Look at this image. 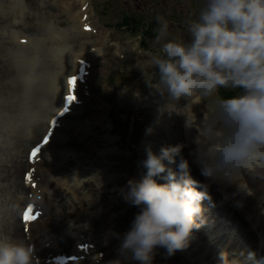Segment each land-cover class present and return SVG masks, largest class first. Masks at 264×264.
Returning <instances> with one entry per match:
<instances>
[{
	"label": "clouds",
	"instance_id": "clouds-1",
	"mask_svg": "<svg viewBox=\"0 0 264 264\" xmlns=\"http://www.w3.org/2000/svg\"><path fill=\"white\" fill-rule=\"evenodd\" d=\"M157 24L155 43L160 51L146 63L157 70L158 79L146 82L147 86L166 104L216 96L211 115L199 124L183 115L185 128L196 133L192 140L195 163L205 179L235 185L233 196L255 197L264 215V0H206L188 24L187 43L168 39L166 20L157 17ZM142 39V35L136 37L137 47ZM222 88L238 93L221 98ZM134 96L139 98L140 93ZM182 147H162L159 155L146 148V173L139 181L129 179L120 189L123 200L140 210L123 234L110 231L119 243L118 258L108 264H153L158 249H164L168 258L188 247L193 229L201 226L197 223L201 201L211 196L207 185L192 179L187 160L182 159L176 171L164 163H176ZM242 173L254 183L259 181L256 189L240 191L235 177ZM161 174H166L167 184L153 179ZM93 175L99 191L103 181ZM38 201L36 196L33 202ZM237 207H243L242 201H237ZM38 260L34 244L0 239V264H37ZM220 261L229 264L225 253H220Z\"/></svg>",
	"mask_w": 264,
	"mask_h": 264
},
{
	"label": "bare ground",
	"instance_id": "bare-ground-1",
	"mask_svg": "<svg viewBox=\"0 0 264 264\" xmlns=\"http://www.w3.org/2000/svg\"><path fill=\"white\" fill-rule=\"evenodd\" d=\"M63 7V6H62ZM64 10V9H63ZM70 10V9H69ZM70 12V11H68ZM71 14H74L71 13ZM46 15H48L46 13ZM74 16V15H73ZM75 23L74 27L68 28L69 30V38L72 39L71 44L72 45H80L84 48H87L88 52H84L82 50V53L85 56H90V46L87 45L85 42H92L93 39L98 38L99 36L93 35L89 36V33H83L79 26V20L71 18ZM2 21L8 23V19L5 18V16H2ZM5 24V25H6ZM46 29L43 30V33H45V30L48 32H51L52 34L56 31L53 26H51L50 23H47L45 25ZM73 29V30H72ZM72 30V32H71ZM77 31V32H75ZM100 30L97 31V35H99ZM11 36L14 37L15 34L8 35L6 38L3 39L2 36H0V95H1V101L0 103L4 104V102L8 101L5 106H0V108L4 111H12L14 110V104L13 98H16L17 95L20 94V86L21 82L17 80V77L20 78V66H18V63L20 60H26V57L30 56V53L35 50L31 46H21L14 43V38L11 39ZM84 39V40H80ZM62 50H66L67 46L62 45ZM94 51H91L92 53H96V55H100L102 52L101 48H98ZM44 51V50H42ZM45 52V51H44ZM76 57L79 56L77 55ZM19 55V56H18ZM47 62H49V57L46 58ZM14 81V85L12 82ZM54 98L58 99L57 94H53ZM53 98V96H52ZM49 100H52L51 98ZM195 102H199L198 99H195L194 102L191 104L188 103L184 106L177 105L176 107L171 108L168 110V112H164L162 114L163 117H166L165 120L161 121V126L159 123L155 125L156 128L160 126V130L163 132L160 139L159 137L155 139V134L148 136V143H150L152 146H150L152 152L155 155L160 154V149L162 147H170V146H176V145H183V150H185L187 146V152L182 153L180 152V155H186L185 158H187L188 165H189V172L199 170L197 169L198 165L195 163V155H193L194 159L190 160L188 156V151L190 149L195 150V145L192 142L193 137L196 135L195 130H187L184 126L185 123V117L188 119V121L196 122V124H199L204 118H195L194 115H191V113L196 114L195 110ZM42 105V104H41ZM46 105V103H44ZM56 103H49V105L46 107V109H49V113L53 111L55 108ZM44 107V109H45ZM39 110V108H38ZM177 111L180 114H177L176 112L171 111ZM15 111V110H14ZM17 111L13 114L16 115ZM31 114V113H30ZM30 114L28 116H30ZM185 117H184V116ZM160 118V115H158ZM33 117V115H32ZM12 119V118H11ZM9 119L7 122H3L0 125V132H2L3 136L10 141L11 148L3 147L2 142L0 146V153L3 150H10L9 153L11 155L10 158L7 160H0V200L2 199V205L0 202V213L5 212V219L0 220V239H7L11 243L15 244H25L24 234L22 231L19 232V226H21L20 220L16 219V212L17 210H21L20 206H22L25 202L28 201V198L24 196L25 188L23 187L22 182H19V175H20V181H22L21 173L20 171L23 170L25 166V161H23L21 157V152L24 149L23 139L24 136H29V134H26L29 130L31 131L32 135H35L37 138L40 134V130H38L41 126L39 124V121L34 118V122L31 118H27L25 121H20L19 123L17 120H11ZM176 123L179 125L177 127ZM104 124H102L103 126ZM44 128V126L41 127V129ZM46 128V127H45ZM44 128V129H45ZM44 129L42 131H44ZM93 129H85L83 130V134L81 136L82 140L84 141L85 135L91 134ZM42 133V132H41ZM65 138L68 140H72V142H75L78 146L80 140V136H78L77 140L68 138L70 136L69 132L64 133ZM154 139L157 142V144H154ZM159 140L161 142H159ZM34 139L29 138L28 141H26V149L27 146L33 144ZM72 142H69L66 145V147H62L59 149H56L53 152H48L44 156V160L41 161L37 168V175L40 178V181L42 183L43 187H40L41 190H44V192L41 193V195L44 197L40 201L36 202L38 205H40L41 209L43 210V213L40 216V220H36L35 222L31 223L29 225V235L30 238L35 242V247L38 248V255L44 256L42 259H45V257L49 256L47 254L56 252L55 250L60 245V238H66L67 236L71 235L72 237V243L68 246H63L62 249L65 248L72 249L73 247L76 250V243H80L79 239L82 238H89L91 241L94 242L95 248H103V247H109V245H117L118 246V240L110 235L111 231V215L108 210V206L103 201V195L106 194L105 191L102 193L100 191L96 192V182L97 177L93 174H98L100 178L103 181V186L100 189H106L105 186L110 180L111 177H113L112 174L108 172V166L103 165V168H94L92 169V166L94 165L91 163L89 167H80L78 166V163L74 165V167L71 169V171L68 174L60 175L61 170H57L54 172L57 168H62V161L61 158L64 156L63 154H67L70 152L69 149H74L76 145H74ZM91 143V142H90ZM149 144V145H150ZM91 146L95 147V145L91 144ZM25 149V150H26ZM66 149V150H65ZM83 149L82 146L78 147L73 151V153L77 155L78 152H80ZM12 151H15L12 154ZM186 151V150H185ZM65 152V153H64ZM19 153V154H18ZM108 154V153H107ZM102 157H104V153H102ZM180 155H177L175 157L176 163L168 165L167 161H164V163L172 168L174 171L178 170V164L180 163ZM2 156V155H0ZM144 157V160L146 159V153L142 155ZM8 157V156H7ZM72 157V156H71ZM70 157V158H71ZM60 160L57 164H53L52 161ZM186 160V159H184ZM19 162V163H18ZM197 166L196 168L193 167V165ZM143 175L146 173V169L143 168ZM47 174H52L55 180L50 181ZM15 178H16V184H15ZM161 175L154 177L153 179H159L163 181V179H160ZM90 181H93L94 187L93 191L91 193L82 194L79 195V192L82 190L83 187L86 186V183ZM236 183L239 185V189L241 192H246L249 188L256 189L257 185L259 184V181H256L255 183L253 180L248 177L246 174H240L239 176L235 177ZM53 182V183H52ZM206 184H209L211 182V185H209V188L213 189V192L218 194L222 191L221 195L223 196L224 202L226 203V198L234 203L235 206L232 205L233 208H230L234 213H242L247 214L248 218L250 219V223L255 225V227L260 228L262 225V222H264V215L260 214V210L257 206V200L255 197L252 196H243V195H236L233 196L232 194L237 191L235 185H222L217 182H213L212 180L206 179ZM46 183V186L48 184L49 187L44 188V184ZM217 187V188H215ZM3 188L6 190L3 192ZM216 189V190H215ZM116 191V190H114ZM11 194V195H10ZM96 194V195H94ZM257 195H259V192H257ZM71 196H74V200L68 201L66 200V203L64 206L59 201V198L62 200L64 199H70ZM237 201H242L243 207H237ZM228 206V204L226 203ZM229 207V206H228ZM222 211V210H221ZM224 216L227 217V213H223ZM14 216L15 220V226H18V228H15L12 233L11 227ZM85 223H87L88 227L85 228ZM37 232H40L39 238H37ZM116 232V231H115ZM123 234V233H122ZM263 234V233H262ZM228 235V234H227ZM233 235V233H231ZM24 237V238H23ZM40 237H46L48 241L51 242V245H39V239ZM200 235L192 232V237L189 239V247L194 248L197 246L198 251L201 252L203 249L204 241L201 242L199 238ZM228 237V236H227ZM79 239V240H78ZM107 241V242H106ZM59 242V243H58ZM76 242V243H74ZM226 247V246H225ZM224 248V246H223ZM263 249H264V243H263ZM102 250V249H101ZM218 254H214L213 257L209 259V264H221L220 261V253H222V249H219ZM89 252V251H88ZM44 254V255H43ZM97 252H94V250L90 251V256L85 262L79 261L78 264H108L109 261H97ZM111 254V253H110ZM226 254V253H225ZM93 255H95L93 257ZM117 255V252H116ZM210 257V256H209ZM262 260H264V252L261 255ZM118 258V257H116ZM262 262V261H261ZM263 263V262H262Z\"/></svg>",
	"mask_w": 264,
	"mask_h": 264
},
{
	"label": "rangeland",
	"instance_id": "rangeland-1",
	"mask_svg": "<svg viewBox=\"0 0 264 264\" xmlns=\"http://www.w3.org/2000/svg\"><path fill=\"white\" fill-rule=\"evenodd\" d=\"M7 1L8 0H0V5L5 4V2H7ZM99 1L100 0H94V3H95L94 7L96 9V14L94 13L95 19H97L96 15H98L99 21L101 23L108 24L109 28H111L113 30L112 33L115 36H119L122 39L121 44H120L121 46H123V47L128 46L126 43L127 41L124 40V37H128V35H129L128 39L133 40L134 36L137 37V36L142 35V37H143L142 44L145 47L154 48V51H156V53H158L160 51V45L155 43V36L157 35V31H158V27H159L157 24V17H161L163 20H166L168 22V24H169L168 39H173L177 42L187 43L190 40V35L188 33V30H187L188 24H189V22H191L192 20H195L197 18L200 9L206 3V0H103V1H101V2H104L105 4H101ZM34 4H36L35 8L38 10L42 9L44 7L55 9L58 12V14L61 16V18L64 20L65 24L71 23V20L68 16V13L66 10L67 6L70 4L68 2H66V0H60V2L59 1L54 2L51 0H48L46 2H44V0H40V2L37 1V3L31 2V5H34ZM8 10H9L8 8L7 9L0 8V17H1L2 13L8 12ZM9 13H10V10H9ZM42 13H44V12L42 11ZM126 15L132 17V19H137L139 21L138 23L135 22L137 24V27L139 28L138 30H135V23H134V25L130 24V23L128 25H120L119 24L121 22V19H124V21H125ZM5 18H7L9 20L8 22L11 23V15L5 16ZM30 27H32V25H30ZM26 28L28 30H31L28 27H26ZM118 28L125 29V31H128V32L130 31V34H125L124 31L117 30ZM75 32H77V31H75ZM146 32L150 33V34H147ZM14 37L11 36V39ZM105 50L110 52V53L114 52L113 48H109V49L105 48ZM110 57H113V56L111 55ZM149 73H151V74H149V77H154V78L158 79L157 70L155 68H152ZM146 75H147V73H146ZM117 76L121 77L122 75L120 73L119 74L117 73ZM108 78H109V76H105V77L100 78V81H99L100 84L106 83ZM115 80L117 81V78L114 77L113 81H115ZM12 84L14 85V81L12 82ZM228 90H231L229 92H234L236 94L238 93V90H233L230 88ZM106 92L107 91L101 93V94L105 95L104 100L107 99L108 96H110L109 94L111 93V92H107V93ZM101 94H99V95H101ZM17 97H18V95H17ZM14 100H15V98H13V101ZM92 100H94V98ZM209 100H210L209 101L210 105L213 104V105H211L212 109L205 107V105H203V103H201V102H200L201 105L198 106V104H196V103H199V102H195L196 114L191 113V115H194L195 118H201V117L207 118V117H209L211 115L213 109H214L215 102H216V96L215 95L212 96V98H209ZM132 101L136 102L137 107H143L144 105H145L144 107H146V105H147V103L144 101V99L143 100H137L136 98H132ZM194 101L195 100H192L191 102H186V101L182 100V101H180L179 105L184 106L188 103L191 104ZM7 103H8V101L4 102V104H7ZM173 105H174L173 103H168L167 107L173 108V107L177 106V105H175V106H173ZM89 107H90V105H87L86 108L89 109ZM163 107L166 108L164 103H163ZM160 108H162V107H160ZM15 112H16V110L13 112V114ZM164 112H168V110H166ZM176 125H177V127H179V125L177 123H176ZM158 127H159L158 128L159 130L155 134V137H156L155 139H157L158 137L160 139L161 135L163 134V132L160 130V126H158ZM101 129L104 130L105 125H103V126L101 125ZM155 139L153 142L156 145L157 142L155 141ZM159 142H161V141L159 140ZM90 144L93 145L92 141ZM181 152L185 153V152H187V150L186 151L183 150V147H182ZM142 155H141V157H142ZM179 155H180V153H179ZM180 159L181 160L182 159L187 160V158H185V155H183V154L180 155ZM63 163L64 162L62 161L61 164L63 165ZM69 171H71V169H69ZM108 172H109V170H108ZM197 172H200V171L199 170L190 171L191 174H195ZM113 178H114V176L111 177L110 180L112 181ZM204 179H205V177H204ZM205 183H207V182L205 181ZM15 184H16V178H15ZM99 190H104L106 193L103 195V201L108 206V210H109V213L111 215V219H110V221H111V220H113V217L118 215V213L116 211H112L111 206L114 204V207L117 208L118 207L117 205H119V203H116V201H121V198H120L121 196H116L115 195L116 191H114V190H109V189L108 190L107 189H99ZM96 192H97V189H96ZM100 192L102 193L103 191H100ZM210 192L212 193V197L217 200V202L214 201V203H212V205L214 207H216L218 212H221L222 214L227 213V217L228 216L235 217L238 215L240 218L242 217L241 213H238V214L234 213L230 209V207H228L226 205V203L228 204V202H229L233 206H235L234 203L229 201L227 198H226V203L224 202L223 199L218 201V199H219L218 194L213 192V189H211V188H210ZM0 202L2 205V199L0 200ZM121 207H123V205H121ZM220 207H221V209H220ZM129 217H130V214H129ZM12 218H13V221L11 220V222H12V226H13V222L15 225L14 216H12L11 219ZM118 225H119L118 229L121 228V229H119L121 234L124 233V231L126 230V227L128 228V222L125 221V219H123V217L118 222ZM14 229H15V227L14 228L11 227L10 232L12 233V231ZM18 230H19V232L21 231L20 228ZM253 230H251V231L253 232ZM111 231H115L114 230V222H111ZM192 232H195V231H192ZM195 233L199 234L200 232L196 231ZM210 236L212 237L214 235L210 234ZM204 244L206 245V242H204ZM225 246H227V245H224V247ZM195 247H194L195 248V250H194V248H191L188 245L187 249L193 250V253L195 252V254L199 253V252H197L198 251L197 246H195ZM164 252H165L164 249H162V248L158 249V254L155 257L153 264H184V261L182 259V255H181V251H177L173 257L171 256L168 258H165ZM223 253H226L227 260H228L229 264H236V261H234L233 257L228 256V248ZM109 254H110V252H109ZM111 255H113L114 259H116L117 255L115 253H113V254L111 253ZM257 255H258V253H257ZM241 263H242V261H241ZM186 264H192V263H186ZM195 264H198V261H196Z\"/></svg>",
	"mask_w": 264,
	"mask_h": 264
},
{
	"label": "snow or ice",
	"instance_id": "snow-or-ice-1",
	"mask_svg": "<svg viewBox=\"0 0 264 264\" xmlns=\"http://www.w3.org/2000/svg\"><path fill=\"white\" fill-rule=\"evenodd\" d=\"M86 30H88L86 28ZM77 81H78V77L77 75H74V76H71L68 78L67 80V85H68V89H69V92L71 93L70 95H68L67 97H65V99L67 101H70V102H74L75 99H76V96L74 95V92H75V86L77 84ZM48 140L46 139L45 140V143H47ZM39 153V148H34L31 153H30V159H34ZM26 179L28 180H31V175L29 174ZM37 219V216L36 215H33V208L31 205L28 206V208L25 210V212L23 213V220L25 222H29V221H32V220H35Z\"/></svg>",
	"mask_w": 264,
	"mask_h": 264
},
{
	"label": "trees",
	"instance_id": "trees-1",
	"mask_svg": "<svg viewBox=\"0 0 264 264\" xmlns=\"http://www.w3.org/2000/svg\"><path fill=\"white\" fill-rule=\"evenodd\" d=\"M226 95L230 97V96H232V95H233V96L236 95V93H234V94L232 93V95H231V93H227V94H225L224 96H226Z\"/></svg>",
	"mask_w": 264,
	"mask_h": 264
}]
</instances>
